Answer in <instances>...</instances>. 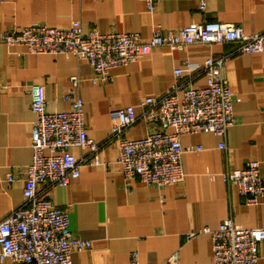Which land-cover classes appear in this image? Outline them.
Masks as SVG:
<instances>
[{
  "label": "crops",
  "instance_id": "crops-1",
  "mask_svg": "<svg viewBox=\"0 0 264 264\" xmlns=\"http://www.w3.org/2000/svg\"><path fill=\"white\" fill-rule=\"evenodd\" d=\"M75 19L84 33L91 29L103 34L138 33L143 41L155 26L169 29L207 21L261 33L264 0H160L152 13L139 0H0V34L32 24L67 28ZM235 47L215 43L191 44L181 50L156 48L111 70L110 82L92 83L89 64L72 55L31 54L22 46L0 44V220L23 203L35 119L31 85L44 86L48 112L63 111L70 105L66 99L72 88L70 78L78 76L76 93L83 100L87 135L101 146L99 158L106 165L81 164L80 177L66 186L38 185L39 191L48 190L54 206L67 211L73 234L92 244L89 250L74 251L70 264H166L177 250L182 264H212L210 235L198 233L203 228L214 230L227 219L243 227L264 226V196L257 205L247 204L238 187L221 177L225 168L241 169L254 160L264 181V49L235 53L225 62L235 123L224 139L212 133L180 137L184 148H202L183 154L181 183L157 187L138 178L127 181L116 163L118 145L112 125L119 108L137 106L146 96H161L173 84L204 87V74L183 61L200 64L209 57L231 54ZM175 69L182 71L180 78H175ZM148 129L139 120L125 138H142ZM221 141L225 151L218 148ZM69 152L77 161L87 156L77 147ZM8 175L14 178L10 183ZM132 253L137 254L136 263ZM255 264H264V241Z\"/></svg>",
  "mask_w": 264,
  "mask_h": 264
},
{
  "label": "built area",
  "instance_id": "built-area-1",
  "mask_svg": "<svg viewBox=\"0 0 264 264\" xmlns=\"http://www.w3.org/2000/svg\"><path fill=\"white\" fill-rule=\"evenodd\" d=\"M139 1L152 13L160 0ZM215 43H234L236 47L231 54L209 57L200 64L183 61L189 69L204 74V87L173 84L161 96H146L137 106H123L114 114L112 138L118 145L116 163L121 166L124 178L127 181L138 178L147 186L157 187L181 183L185 176L183 154L202 149L201 146L184 148L181 136L212 133L224 139L235 123L224 64L235 53L262 52L264 32L249 33L239 25L207 21L169 29L155 26L151 37L143 41L138 33L103 34L95 29L84 33L80 20L75 19L67 28L32 24L0 34V44L22 46L31 54L72 55L86 61L92 71L89 78L92 83L110 82L111 70L126 66L136 61L138 55L156 48L181 50L191 44ZM174 76L180 78L182 71L175 69ZM70 79L72 88L66 95L69 108L57 112L46 110L44 86L31 85L30 108L35 115L30 142L32 160L25 167L23 203L0 220V264H70L74 251L91 248L90 241L70 230L67 211L52 204L48 190H38L39 184L62 187L77 180L81 164L106 165L99 158L101 146L87 135L83 100L76 93L81 79L78 76ZM139 120L149 127L145 136L125 138L127 130ZM71 147L87 151V156L77 161L69 152ZM218 148L225 151V143L221 141ZM221 177L226 184L238 187L247 204L257 205L264 196V181L257 161H250L241 169L227 167ZM13 180V176H7L8 183ZM198 233L210 235L212 264H255L258 246L264 241V226L243 227L229 219L214 230L205 227ZM136 259L137 254L132 253L134 263ZM166 264H182L178 250L170 254Z\"/></svg>",
  "mask_w": 264,
  "mask_h": 264
}]
</instances>
